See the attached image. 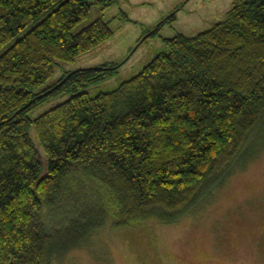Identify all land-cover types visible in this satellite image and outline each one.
<instances>
[{"label": "trees", "instance_id": "1", "mask_svg": "<svg viewBox=\"0 0 264 264\" xmlns=\"http://www.w3.org/2000/svg\"><path fill=\"white\" fill-rule=\"evenodd\" d=\"M91 5L0 0V264H52L111 220L118 228L175 223L264 124V0H234L225 21L166 40L168 52L96 96L84 89L121 65L48 84L57 61L74 62L113 36L102 19L74 33ZM84 177L94 184L79 196ZM66 198L72 213L47 223L45 212Z\"/></svg>", "mask_w": 264, "mask_h": 264}, {"label": "rangeland", "instance_id": "2", "mask_svg": "<svg viewBox=\"0 0 264 264\" xmlns=\"http://www.w3.org/2000/svg\"><path fill=\"white\" fill-rule=\"evenodd\" d=\"M93 1L89 17L74 33L102 19L113 36L74 62L57 61L48 82L57 83L69 71L121 65L85 88L90 96L112 91L137 76L156 56L168 52L166 40L178 35L192 38L225 21L234 4V0H119L103 9ZM71 96L50 99L35 108L31 118ZM30 133L36 141L33 128ZM262 136L264 124L248 140L245 156L175 223L151 219L118 228L108 221L52 264H264V139L258 142ZM80 183L79 196L87 192L85 183L94 184L85 177ZM72 210L69 199H62L45 212V221L60 224Z\"/></svg>", "mask_w": 264, "mask_h": 264}, {"label": "water", "instance_id": "3", "mask_svg": "<svg viewBox=\"0 0 264 264\" xmlns=\"http://www.w3.org/2000/svg\"><path fill=\"white\" fill-rule=\"evenodd\" d=\"M173 14H174V13H173ZM171 16H172V15H171ZM148 36H149V35H148ZM148 36H147V37H148ZM147 37H145V38H147Z\"/></svg>", "mask_w": 264, "mask_h": 264}]
</instances>
